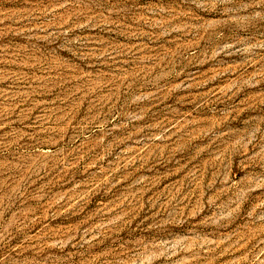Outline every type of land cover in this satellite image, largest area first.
<instances>
[{
	"label": "rangeland",
	"instance_id": "obj_1",
	"mask_svg": "<svg viewBox=\"0 0 264 264\" xmlns=\"http://www.w3.org/2000/svg\"><path fill=\"white\" fill-rule=\"evenodd\" d=\"M0 264H264V0H0Z\"/></svg>",
	"mask_w": 264,
	"mask_h": 264
}]
</instances>
